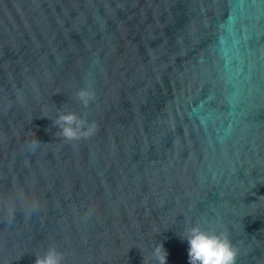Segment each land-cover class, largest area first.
Here are the masks:
<instances>
[{
    "label": "water",
    "instance_id": "obj_1",
    "mask_svg": "<svg viewBox=\"0 0 264 264\" xmlns=\"http://www.w3.org/2000/svg\"><path fill=\"white\" fill-rule=\"evenodd\" d=\"M197 225L264 264V0H0V264H189Z\"/></svg>",
    "mask_w": 264,
    "mask_h": 264
},
{
    "label": "clouds",
    "instance_id": "obj_2",
    "mask_svg": "<svg viewBox=\"0 0 264 264\" xmlns=\"http://www.w3.org/2000/svg\"><path fill=\"white\" fill-rule=\"evenodd\" d=\"M77 97L88 107L95 100V92L82 88L77 92ZM54 126L59 127V135L68 141L90 138L97 131L95 122H89L75 112H62L54 121ZM38 143L41 142L37 139L33 142V149ZM183 238L189 244V264H236L237 250L223 233L211 232L197 225L188 229ZM154 255L158 264H167L168 253L163 244L156 246ZM36 257L35 264H63L64 260V254L55 247Z\"/></svg>",
    "mask_w": 264,
    "mask_h": 264
}]
</instances>
